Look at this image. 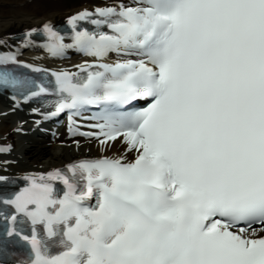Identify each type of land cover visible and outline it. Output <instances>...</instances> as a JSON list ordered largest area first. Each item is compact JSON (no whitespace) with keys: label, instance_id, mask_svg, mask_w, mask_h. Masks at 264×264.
<instances>
[{"label":"snow or ice","instance_id":"obj_1","mask_svg":"<svg viewBox=\"0 0 264 264\" xmlns=\"http://www.w3.org/2000/svg\"><path fill=\"white\" fill-rule=\"evenodd\" d=\"M67 25L0 38V93L67 112L99 154L0 175V264H264V0H116ZM37 46L91 59L20 58Z\"/></svg>","mask_w":264,"mask_h":264},{"label":"bare ground","instance_id":"obj_2","mask_svg":"<svg viewBox=\"0 0 264 264\" xmlns=\"http://www.w3.org/2000/svg\"><path fill=\"white\" fill-rule=\"evenodd\" d=\"M83 4L81 0H0V38L45 20H61ZM6 109L0 100V137L5 136L6 140L13 142L12 154L6 158L15 160V163H7L3 168L11 171L46 170L79 156L98 154L96 146L90 142L81 141V147L75 150L69 142L47 143L49 140L45 138L34 140L33 133L16 135L10 129L28 128L27 118L22 112L2 115Z\"/></svg>","mask_w":264,"mask_h":264}]
</instances>
